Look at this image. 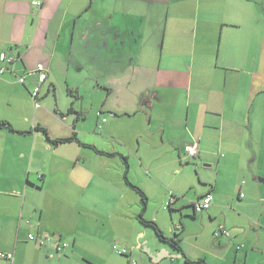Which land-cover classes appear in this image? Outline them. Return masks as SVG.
<instances>
[{
    "label": "crops",
    "instance_id": "obj_1",
    "mask_svg": "<svg viewBox=\"0 0 264 264\" xmlns=\"http://www.w3.org/2000/svg\"><path fill=\"white\" fill-rule=\"evenodd\" d=\"M2 52L16 60L0 76V119L16 132L0 128V251L13 254L0 264H264V0H0ZM60 75L84 76L70 96L104 95L61 107ZM36 126L77 141L51 145Z\"/></svg>",
    "mask_w": 264,
    "mask_h": 264
},
{
    "label": "built area",
    "instance_id": "obj_2",
    "mask_svg": "<svg viewBox=\"0 0 264 264\" xmlns=\"http://www.w3.org/2000/svg\"><path fill=\"white\" fill-rule=\"evenodd\" d=\"M16 60V56H13L11 54L2 52L0 53V76L4 74V72L8 69L10 65L13 64V62ZM30 73L35 77V81L33 83V87L30 91L31 98L34 102V106L37 108L40 106L37 97L39 88L42 82L45 81L47 78V69L46 67L38 63ZM18 80L20 82H23V77H19ZM183 152L187 159L195 158L198 154V147L196 142L187 143L183 146ZM173 201V197H170L168 201L165 202V206L169 205ZM212 201V194L210 192L206 193L202 198L197 199L193 202V207L195 211L199 212L204 209H206ZM226 229L222 224L218 225V227L214 230L213 234L215 237H219L221 234L225 233ZM28 237L30 239H35L34 235L29 234ZM69 245V242L62 239L57 238L55 243V250L56 252H62L63 249H65ZM113 250L117 251L118 253H125L126 249H119L115 244L112 245ZM13 257V254L10 252H1L0 251V258H5L8 260H11ZM133 264H135L133 262Z\"/></svg>",
    "mask_w": 264,
    "mask_h": 264
},
{
    "label": "rangeland",
    "instance_id": "obj_3",
    "mask_svg": "<svg viewBox=\"0 0 264 264\" xmlns=\"http://www.w3.org/2000/svg\"><path fill=\"white\" fill-rule=\"evenodd\" d=\"M141 12V10H140ZM150 29H153V26H150ZM146 36H152V34L150 35H146ZM154 41V40H153ZM152 48L157 49L158 48V43H154L151 45ZM84 76H73V75H60L58 77V87H57V91H56V99H57V103L61 106V107H65V105L67 104V101H69V103H72L74 101L78 102V100H92L94 102H99L101 100V98L104 95V89L100 88L97 85H93V86H88V87H80L79 91L76 92L74 91L73 95H69L67 90H66V86L68 85V82L72 83V82H77V81H82ZM45 92V91H44ZM4 92L0 91V112L3 111V107L1 108L2 104L4 103L3 99L4 97ZM79 96H82L81 98ZM46 97V96H45ZM47 97L49 98H53V96L51 94L47 95ZM112 98V97H111ZM111 98H109L108 100H110ZM54 100V98H53ZM42 105V104H41ZM78 105V104H77ZM131 111V110H130ZM93 114V113H92ZM71 116H74L75 114L70 113ZM22 120V119H21ZM1 129H6V128H2ZM8 130V129H7ZM40 134L43 136V133L40 131ZM1 143L3 144L2 140H0ZM11 141L8 140V142H5L4 146L7 147L8 145H10ZM62 146H66V145H62ZM70 146V145H67ZM33 147V146H32ZM36 150L34 152V158H38L39 155V144L37 142V144L35 145ZM93 147V146H91ZM94 148V147H93ZM183 149V148H182ZM190 160V159H188ZM35 164V163H33ZM34 166V165H33ZM32 166V167H33ZM35 169V168H33ZM32 178L36 179V183L41 182V180H38L34 174V172H32ZM32 183V182H31ZM148 231H147V238H150L153 241H156L158 238L154 232V230L151 227H148ZM199 228V227H198ZM202 231V230H201ZM211 236H213L215 239L218 240V238H220L222 235H220L219 237H215L214 234H212ZM122 247V246H121ZM115 253V252H114ZM149 254V252H144L141 248H140V255L141 258L143 256H145L146 254ZM116 254V253H115ZM119 257H123L124 259H126L123 255H118ZM142 262H140V264H151L148 261H146V259H141Z\"/></svg>",
    "mask_w": 264,
    "mask_h": 264
},
{
    "label": "trees",
    "instance_id": "obj_4",
    "mask_svg": "<svg viewBox=\"0 0 264 264\" xmlns=\"http://www.w3.org/2000/svg\"><path fill=\"white\" fill-rule=\"evenodd\" d=\"M31 96V95H30ZM37 100H38V102H39V99H38V97H37ZM0 127H2V128H6V129H8V130H10V131H12V132H16V130L13 128V126H12V124L11 123H9L8 121H6V120H1L0 119ZM35 129H40L41 130V132L43 133V135H44V137L46 138V140H47V142L49 143V144H51V145H58V144H60V143H64V142H69V141H74V140H76L77 141V138L76 137H74V134L72 135V136H69V137H60V138H50L49 136H48V134H47V130L44 128V127H40V126H36L35 127ZM198 155V154H197ZM184 157H185V155H184ZM186 158V157H185ZM187 159V158H186ZM193 159V158H192ZM131 185V184H130ZM132 187H133V185H131ZM137 190H138V192L141 194V198H142V205H144L146 202V198H145V195L143 194V192L140 190V188L139 187H137V186H134ZM208 193V192H207ZM211 193V192H210ZM206 194V193H205ZM204 194V195H205ZM212 194V193H211ZM203 195V196H204ZM202 196V197H203ZM202 197H200V198H202ZM200 198H197V199H200ZM212 198H213V194H212ZM196 199V200H197ZM195 201V200H194ZM193 201V202H194ZM212 202V201H211ZM193 204V203H192ZM211 204V203H210ZM167 206H169V205H167ZM167 206H165V207H167ZM210 206V205H209ZM208 206V207H209ZM145 207V206H144ZM207 207V208H208ZM142 208H143V206H142ZM206 208V209H207ZM144 209V208H143ZM193 209H194V207H193ZM206 209H204V210H206ZM195 210V209H194ZM204 210H202V211H204ZM202 211H199V212H202ZM142 221L145 223V224H147L148 226H150L153 230H154V232H155V234H156V236H157V238L160 240V241H164V242H168V243H170L172 246H174L175 247V249L178 251V252H180L182 255H183V252H182V248H181V246H180V244H179V242H180V239L179 238H177V236L176 235H174V236H172V237H168V236H165L163 233H162V231H161V229L158 227V225H157V223L155 222V221H151V220H146V219H142ZM223 225V224H222ZM225 228V227H224ZM113 245V244H112ZM113 248V247H112ZM115 251V250H114ZM116 253H118L117 251H115ZM126 253V252H125ZM125 253H118V254H120V255H124ZM184 259H185V262L186 263H188V264H209V263H207L205 260H203V259H201V258H199V259H189V258H187V257H185L184 256ZM134 262V261H133ZM133 262L131 263V264H133ZM135 263V262H134Z\"/></svg>",
    "mask_w": 264,
    "mask_h": 264
},
{
    "label": "water",
    "instance_id": "obj_5",
    "mask_svg": "<svg viewBox=\"0 0 264 264\" xmlns=\"http://www.w3.org/2000/svg\"><path fill=\"white\" fill-rule=\"evenodd\" d=\"M149 252V251H148ZM149 255L152 257V260L153 261H156L157 260V258L161 255L160 253H150L149 252ZM169 255H171V256H174V254L172 255V254H169ZM178 256H180V255H178Z\"/></svg>",
    "mask_w": 264,
    "mask_h": 264
}]
</instances>
